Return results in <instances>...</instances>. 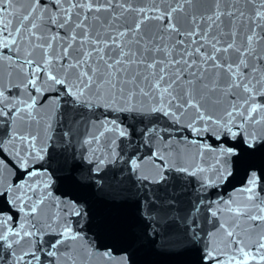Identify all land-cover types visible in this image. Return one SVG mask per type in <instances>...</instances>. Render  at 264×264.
Segmentation results:
<instances>
[{"label":"snow or ice","instance_id":"1","mask_svg":"<svg viewBox=\"0 0 264 264\" xmlns=\"http://www.w3.org/2000/svg\"><path fill=\"white\" fill-rule=\"evenodd\" d=\"M58 172L193 264H264V0H0V264H131Z\"/></svg>","mask_w":264,"mask_h":264},{"label":"water","instance_id":"2","mask_svg":"<svg viewBox=\"0 0 264 264\" xmlns=\"http://www.w3.org/2000/svg\"><path fill=\"white\" fill-rule=\"evenodd\" d=\"M57 175L60 178L55 187L72 193L86 203L90 209L93 231L114 249L127 250L131 264H193L191 254H176L153 246L143 235L142 227L134 224L132 209L128 205L101 196L93 187L73 183L68 173L58 172ZM241 177L242 172L235 182L239 183ZM221 194H224L223 189Z\"/></svg>","mask_w":264,"mask_h":264}]
</instances>
